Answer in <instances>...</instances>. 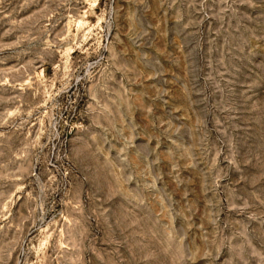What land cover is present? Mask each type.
<instances>
[{"label": "rangeland", "instance_id": "1", "mask_svg": "<svg viewBox=\"0 0 264 264\" xmlns=\"http://www.w3.org/2000/svg\"><path fill=\"white\" fill-rule=\"evenodd\" d=\"M0 264H264V0H0Z\"/></svg>", "mask_w": 264, "mask_h": 264}]
</instances>
